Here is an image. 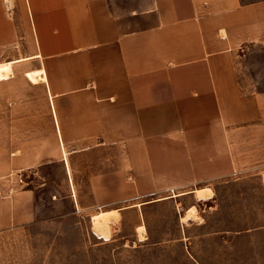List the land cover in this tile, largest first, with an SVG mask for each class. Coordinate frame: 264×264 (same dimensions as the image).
<instances>
[{
    "label": "rangeland",
    "instance_id": "obj_1",
    "mask_svg": "<svg viewBox=\"0 0 264 264\" xmlns=\"http://www.w3.org/2000/svg\"><path fill=\"white\" fill-rule=\"evenodd\" d=\"M130 1L132 9L138 0ZM137 48L131 46V80L175 79L183 96L156 101L147 93L155 102L132 103L130 118L115 113L114 133L89 140L99 146L98 181L82 180L72 160L73 183L60 158L26 165L28 153L45 151L4 149L33 138L15 134L26 125L15 123L25 119L16 120L13 134L0 132V264H264V85H238L261 77L264 50L235 47L176 60L148 44L142 72ZM211 58L223 67L220 78L233 74L234 85L221 87L214 103L205 96L193 101L189 80L200 81V67ZM238 104L259 117L238 126ZM65 137L67 149L88 144L78 142L88 136ZM34 138L47 142L44 134ZM90 186L95 206L74 207L78 194L87 200ZM28 190L33 197L20 209L35 217L20 224L16 199Z\"/></svg>",
    "mask_w": 264,
    "mask_h": 264
},
{
    "label": "crops",
    "instance_id": "obj_2",
    "mask_svg": "<svg viewBox=\"0 0 264 264\" xmlns=\"http://www.w3.org/2000/svg\"><path fill=\"white\" fill-rule=\"evenodd\" d=\"M130 4V0L120 5L115 0H0V132L13 134L16 120L25 119L15 123L26 124L15 134L33 136L11 140L12 146L4 149L45 151L37 156L28 153L26 165L35 158H60L67 182L73 183L72 160L82 180L92 184L98 181L93 177L98 174L99 146L90 141L114 133L116 114L130 118L132 103L155 102L148 101L147 93L156 101L166 96L169 102H178L183 96L175 89V79L147 82L138 75L132 81V45L138 46L142 72L147 70L148 44L154 53L160 48L176 60L180 54H227L235 47L240 53L243 48L264 50V0H138L132 9ZM148 23L155 29L148 31ZM200 68V81L190 79L187 86L195 88L198 99L193 101L205 96L214 103L223 93L221 87L234 85L232 73L220 78L223 67L216 58ZM226 70L230 71L228 66ZM260 72L259 79L241 78L238 85L248 81L264 85V67ZM163 83L169 87L159 88ZM148 86L153 93L147 92ZM35 103L40 110L32 109ZM253 111L249 114L238 104V126L257 119L259 114ZM40 134L46 135L45 144L34 138ZM68 135L88 136L78 140L88 144L67 149ZM87 190V200L78 194L74 207L95 206L93 188ZM32 194L28 190L17 197L15 222L34 219V211L20 209Z\"/></svg>",
    "mask_w": 264,
    "mask_h": 264
},
{
    "label": "built area",
    "instance_id": "obj_3",
    "mask_svg": "<svg viewBox=\"0 0 264 264\" xmlns=\"http://www.w3.org/2000/svg\"><path fill=\"white\" fill-rule=\"evenodd\" d=\"M19 181H21V177L19 178Z\"/></svg>",
    "mask_w": 264,
    "mask_h": 264
}]
</instances>
